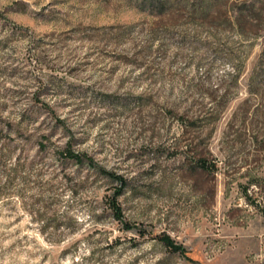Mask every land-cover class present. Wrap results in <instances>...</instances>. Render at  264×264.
<instances>
[{"label": "rangeland", "instance_id": "rangeland-1", "mask_svg": "<svg viewBox=\"0 0 264 264\" xmlns=\"http://www.w3.org/2000/svg\"><path fill=\"white\" fill-rule=\"evenodd\" d=\"M259 60L264 0H0V264H264Z\"/></svg>", "mask_w": 264, "mask_h": 264}, {"label": "trees", "instance_id": "trees-1", "mask_svg": "<svg viewBox=\"0 0 264 264\" xmlns=\"http://www.w3.org/2000/svg\"><path fill=\"white\" fill-rule=\"evenodd\" d=\"M142 1H143V3H146V5L151 7V8L166 9L167 7L171 6L173 4V2H178L179 0H142ZM258 64H259V66L262 67V65H264V61L259 60ZM254 79H256V81H257L256 77H253V78L251 77L252 81H254ZM255 86H256V84H255ZM250 91L254 92L255 94L257 93L255 90H250ZM217 111H219V110L215 109V112H217ZM206 112H207V110H205V113ZM202 118H203V116H202ZM24 119L25 118L23 117V113H22L21 114V123L24 122ZM3 130L8 134L10 133V130L7 127H5V128L1 127L0 128V132ZM10 153H11V149L8 148L7 142H5V140H1V137H0V158L4 157L5 155H9ZM59 154L64 159L73 161L76 164H84L91 169L98 170L106 178H108L112 183H115V186L113 188V195H112V199H111V202H112L111 208L114 210V212L117 215L120 212V210L113 201L123 193L124 188L128 184V180L125 179L120 174H117L114 172H109V171L104 170L103 168H100L99 166H96L92 159L88 158L83 153H80L77 150L73 149L72 144L70 143V140L66 141L65 145L60 149ZM161 240L165 245L170 247L172 250L179 251L184 255L185 250H184L183 246L175 244V242L171 238H169V236H166V237L163 236L161 238Z\"/></svg>", "mask_w": 264, "mask_h": 264}]
</instances>
